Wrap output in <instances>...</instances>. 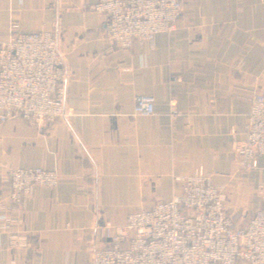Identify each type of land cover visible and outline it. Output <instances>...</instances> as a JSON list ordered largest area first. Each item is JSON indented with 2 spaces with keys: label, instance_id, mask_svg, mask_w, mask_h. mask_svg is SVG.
I'll list each match as a JSON object with an SVG mask.
<instances>
[{
  "label": "crops",
  "instance_id": "0c3cea01",
  "mask_svg": "<svg viewBox=\"0 0 264 264\" xmlns=\"http://www.w3.org/2000/svg\"><path fill=\"white\" fill-rule=\"evenodd\" d=\"M96 2L0 0V45L14 32L60 30L72 110L44 130L16 115L0 125V179L12 169L58 175L55 187L31 190L22 224L0 234V264H91L105 244L98 229L168 201L176 168L198 153L212 183L228 187L236 223L261 204L264 160L241 171L232 141L243 139L246 99L264 97V0H181L174 35L129 50L106 47ZM147 94L155 116H134L135 97ZM169 104L179 112L172 120ZM176 151L186 161L175 165ZM8 205L0 183V217Z\"/></svg>",
  "mask_w": 264,
  "mask_h": 264
},
{
  "label": "built area",
  "instance_id": "2783aa9c",
  "mask_svg": "<svg viewBox=\"0 0 264 264\" xmlns=\"http://www.w3.org/2000/svg\"><path fill=\"white\" fill-rule=\"evenodd\" d=\"M92 10L105 19L108 49L129 50L136 42L151 49L157 35L177 32L182 2L97 0ZM69 83L58 28L11 33L0 45V125L12 115L37 130L67 121L72 112ZM246 100L243 139H233L232 151L239 157V169L248 173L258 169V159L264 160V97L252 93ZM133 114L154 117V96L135 97ZM178 116L169 104L168 117ZM171 159L175 165L186 161L177 151ZM57 179L55 172L42 169L9 170L0 179L10 200L0 217V234L11 223L22 224V205L34 187L53 188ZM227 188L212 183L208 157L198 153L184 168H176L168 201L130 213L119 227L106 223L98 229L105 244L92 251L91 264H264V183L257 187L261 204L249 212L245 224L229 213ZM10 244H16L14 238Z\"/></svg>",
  "mask_w": 264,
  "mask_h": 264
},
{
  "label": "rangeland",
  "instance_id": "374dc122",
  "mask_svg": "<svg viewBox=\"0 0 264 264\" xmlns=\"http://www.w3.org/2000/svg\"><path fill=\"white\" fill-rule=\"evenodd\" d=\"M248 216H249V212L246 214V216H245V217H241V219H240V222H241V221H243V220H244V218H245V219H247V218H248ZM234 217H235V216H234Z\"/></svg>",
  "mask_w": 264,
  "mask_h": 264
}]
</instances>
